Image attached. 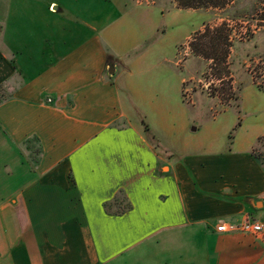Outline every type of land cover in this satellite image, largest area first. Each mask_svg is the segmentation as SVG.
<instances>
[{"label":"crops","instance_id":"1","mask_svg":"<svg viewBox=\"0 0 264 264\" xmlns=\"http://www.w3.org/2000/svg\"><path fill=\"white\" fill-rule=\"evenodd\" d=\"M83 5L73 23L54 0L35 16L0 6V264H264V238L217 231L264 219V130L170 159L147 138L166 102L155 31ZM120 190L132 209L109 215Z\"/></svg>","mask_w":264,"mask_h":264},{"label":"rangeland","instance_id":"2","mask_svg":"<svg viewBox=\"0 0 264 264\" xmlns=\"http://www.w3.org/2000/svg\"><path fill=\"white\" fill-rule=\"evenodd\" d=\"M45 1L51 0H0V6L4 5L12 12L20 5L28 16H35ZM54 1L57 5L69 6L67 16L61 13L62 10L56 14V18L65 17L67 23L74 22L83 4L95 2L103 9L105 18L108 12L107 18H111L119 13L116 9L123 10L137 26L155 31L149 44H155L156 39L161 42L160 55L166 57L161 63L162 70L165 69L166 102L165 114H161L160 119L150 112L149 122L157 127L158 134L147 131V138L161 151L164 147L169 148L166 151L170 159L178 154L170 149L172 145L184 148L185 145L194 147L216 142L230 147L240 130H264V90L254 83L264 81V0H230L224 7L197 10L178 9L174 0ZM3 15L0 11V20ZM205 23L215 28L224 26L228 34L231 45L225 63L226 74L223 73L224 64L212 70L211 60L189 50L191 35ZM140 49L134 50L132 55L138 54ZM157 56L158 53L152 55L151 62ZM126 62L116 59L119 72ZM230 85L239 100L227 99L229 93L222 88ZM215 88L220 89L213 96ZM7 97L8 90L0 91V103ZM6 142L0 138V148H5ZM30 147L36 157L38 142L32 139ZM3 157L0 150V161Z\"/></svg>","mask_w":264,"mask_h":264},{"label":"trees","instance_id":"3","mask_svg":"<svg viewBox=\"0 0 264 264\" xmlns=\"http://www.w3.org/2000/svg\"><path fill=\"white\" fill-rule=\"evenodd\" d=\"M230 0H174L176 8L178 9H203L209 7H224ZM191 40L188 42L189 50L194 55L211 60L210 69H219L218 65L224 64L223 73L225 72V63L230 54V43L228 41V34L225 32L224 26L211 27L209 24H204L203 27L191 35ZM217 75V74H216ZM183 83V87L185 86ZM255 85L264 90V81H255ZM0 89L2 87L0 86ZM220 88H215L212 95L214 96ZM227 90V99L233 98L239 100L240 97L233 91L232 86L222 88ZM240 107V106H239ZM232 138V136L230 137ZM252 155L264 167V136L257 138L254 147L252 148ZM115 208V209H114ZM104 209L109 215L120 216L132 209V205L125 195L123 190H120L111 202L104 203Z\"/></svg>","mask_w":264,"mask_h":264},{"label":"built area","instance_id":"4","mask_svg":"<svg viewBox=\"0 0 264 264\" xmlns=\"http://www.w3.org/2000/svg\"><path fill=\"white\" fill-rule=\"evenodd\" d=\"M51 101V99H49ZM218 232L241 231L255 238H264V219L247 218L240 223L222 222L217 226Z\"/></svg>","mask_w":264,"mask_h":264},{"label":"water","instance_id":"5","mask_svg":"<svg viewBox=\"0 0 264 264\" xmlns=\"http://www.w3.org/2000/svg\"><path fill=\"white\" fill-rule=\"evenodd\" d=\"M113 71V69H111V72Z\"/></svg>","mask_w":264,"mask_h":264}]
</instances>
